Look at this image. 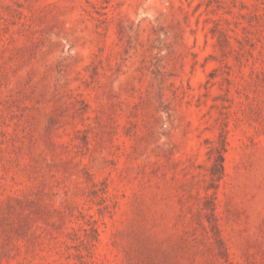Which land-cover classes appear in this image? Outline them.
<instances>
[{
  "label": "rangeland",
  "instance_id": "obj_1",
  "mask_svg": "<svg viewBox=\"0 0 264 264\" xmlns=\"http://www.w3.org/2000/svg\"><path fill=\"white\" fill-rule=\"evenodd\" d=\"M0 264H264V0H0Z\"/></svg>",
  "mask_w": 264,
  "mask_h": 264
}]
</instances>
